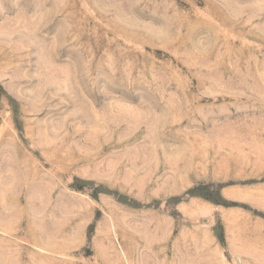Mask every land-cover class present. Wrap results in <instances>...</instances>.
I'll use <instances>...</instances> for the list:
<instances>
[{
  "label": "rangeland",
  "instance_id": "1",
  "mask_svg": "<svg viewBox=\"0 0 264 264\" xmlns=\"http://www.w3.org/2000/svg\"><path fill=\"white\" fill-rule=\"evenodd\" d=\"M0 264H264V0H0Z\"/></svg>",
  "mask_w": 264,
  "mask_h": 264
}]
</instances>
